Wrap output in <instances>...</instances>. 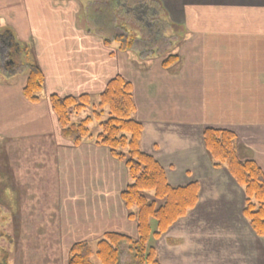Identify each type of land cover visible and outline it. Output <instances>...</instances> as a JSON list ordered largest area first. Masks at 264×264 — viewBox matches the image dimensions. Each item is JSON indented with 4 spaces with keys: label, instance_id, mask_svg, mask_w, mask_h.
<instances>
[{
    "label": "crops",
    "instance_id": "1",
    "mask_svg": "<svg viewBox=\"0 0 264 264\" xmlns=\"http://www.w3.org/2000/svg\"><path fill=\"white\" fill-rule=\"evenodd\" d=\"M156 1L178 26L163 33V52L157 51L159 36L150 46L136 41L121 52L118 44L107 47L91 27L75 25L67 45L47 48L38 41L19 57L43 73L38 104L23 97V69L0 79V211L5 212L1 223L13 234V264H67L74 244L95 245L109 233L137 238L136 223L121 200L129 184L124 163L92 139L77 147L63 139L51 95L97 99L115 76L128 81L133 119L143 127V152L156 159L171 186L199 185V201L187 218L193 212L203 217L201 205L212 197L224 194L230 203L208 208L220 210L223 218L236 198L238 204L244 199L227 170L213 168L203 144L205 128L234 133L238 159L253 161L264 173V0ZM47 2L54 10V0ZM14 3L0 0L13 18ZM96 5V0H73L74 18ZM7 19L0 14L17 42ZM168 54L179 63L163 69ZM236 217L238 225H248L242 212ZM181 238L170 233L166 249Z\"/></svg>",
    "mask_w": 264,
    "mask_h": 264
},
{
    "label": "trees",
    "instance_id": "2",
    "mask_svg": "<svg viewBox=\"0 0 264 264\" xmlns=\"http://www.w3.org/2000/svg\"><path fill=\"white\" fill-rule=\"evenodd\" d=\"M8 32L11 35V32ZM101 36L107 47L114 42L119 45L121 52L130 50L136 38L129 36L127 31L113 32L110 38ZM148 39L147 45L150 46L153 37L150 36ZM10 43L12 46L10 52L27 56L26 48L19 45L12 35ZM177 63L179 58L168 54L162 68L169 69ZM18 69H23L26 75L23 97L31 104H38L44 86L42 71L36 65L25 64L22 61ZM0 71L3 72L1 69ZM91 100L88 95L49 97L63 139L75 147L87 139H92L96 145L108 149L115 160L124 163L129 184L121 193V200L129 213V220L136 223L137 238L132 240L126 236L109 233L95 244V249L88 243L74 244L69 250L67 264H94L93 257L100 264H119L121 252L125 249L132 256L131 264H160L154 248L148 246V243L151 238L158 239L166 234L173 225L186 218L196 207L199 201V185L191 183L185 186H171L167 182L165 171L156 159L143 152L141 149L143 127L133 119L135 104L132 86L128 81L115 76L98 96V103L93 105ZM90 106L93 109L92 116L77 123L72 122L73 116ZM105 112L107 118L101 122L100 118ZM92 118L100 121V132L95 136L91 134L89 128ZM202 138L213 168H225L235 183L243 189L245 200L242 216L251 231L257 237L264 238V173L253 161L238 159L234 133L205 128ZM148 193L152 194L153 200H149ZM156 201H162L163 205L156 207ZM152 221L156 225L155 231L151 227Z\"/></svg>",
    "mask_w": 264,
    "mask_h": 264
},
{
    "label": "rangeland",
    "instance_id": "3",
    "mask_svg": "<svg viewBox=\"0 0 264 264\" xmlns=\"http://www.w3.org/2000/svg\"><path fill=\"white\" fill-rule=\"evenodd\" d=\"M33 1V4L25 2L24 0H15L13 8V13L16 14V17H11L12 15L7 13V8L0 6V14L2 16H7V23H9L16 35L17 42L21 44L22 47L31 50L32 45L52 48L54 46H63L70 43L72 37L73 27L79 25L83 29L84 26L91 27L94 29V33H100L105 38H110L112 33L116 30L115 25L109 22V17L111 15L110 9L106 8L104 14L108 12L106 21L98 19L95 13L87 15L85 12H77L76 18H74L75 12L72 9L73 0H54V10L50 2L47 0H27ZM87 2V0H85ZM112 7L114 4L110 3ZM70 7V9H68ZM80 7L85 8V4H81ZM156 7V5H155ZM166 9V7H165ZM164 9V11H165ZM167 10V9H166ZM164 11L160 8L156 9V18L153 20V24L150 25V28H155V30H161L164 34L168 33L170 28L176 31L178 26L173 21H170L171 14L168 16L164 15ZM81 12V13H80ZM87 16V19L85 18ZM73 18V23L72 19ZM124 17V15H122ZM91 20V21H90ZM148 23L143 21L142 24ZM124 25V24H123ZM125 28L129 36H135L136 39H140L141 35L136 30H131L127 26H122ZM123 28V29H124ZM7 26L2 25L0 22V39L2 40L7 38L4 33H7ZM118 33V30H117ZM30 34L35 36V40L31 39ZM171 34H174L171 32ZM155 38V35L153 36ZM31 39V40H30ZM163 37L160 39L162 40ZM10 42V41H9ZM163 42V40L161 41ZM88 43V42H86ZM92 45H96L97 42L92 40L90 42ZM112 48H114L116 43H111ZM109 46V47H110ZM158 52H163L162 43L159 44ZM9 48H12L9 47ZM49 50V49H48ZM47 51V50H46ZM45 51V52H46ZM2 72H0V79H2ZM91 104L96 105L98 103V98H92ZM92 107H88L85 111L81 112L78 115L72 117V122L77 123L81 119H84L88 116H92ZM107 114L101 116L100 120L103 122L106 120ZM93 121L89 125L90 132L93 136L100 132L99 123L100 121L92 118ZM175 142V139L173 140ZM234 188L233 185L229 186ZM227 189H230L226 187ZM237 196V194H234ZM149 200H153L152 194L148 193ZM235 197V196H234ZM237 199V198H236ZM234 201V205L241 204V211H235V206H233L227 216L223 218L220 210H208V208L218 209L220 207H227L230 203L226 200L224 194L216 197L210 198V201H206L201 205L205 209L203 212V217L195 214L193 212L190 218H184L176 225L173 229L170 230L171 234L176 233L177 235H182L180 240L171 244V247L166 249L169 246V243H165L166 240L170 238V233L164 240V234L158 239L150 240L151 243L154 241V244H151L150 241L148 246L154 248L156 253L157 261L160 264H264V238L257 237L249 228L242 227L239 224V220L236 217L239 212H242L244 200L239 202ZM163 205L162 201H156V207ZM135 212V210H132ZM5 212L0 211V264H13V234L11 233L7 224L3 225L1 223ZM191 213V212H190ZM248 224V223H247ZM155 222H151L152 230L155 231ZM183 240L185 242H183ZM165 244V246H164ZM152 245V246H151ZM157 248V251L155 249ZM91 248L95 249V245H91ZM124 252V253H123ZM178 256H175V255ZM175 257V261L172 259ZM187 258V259H186ZM92 262L94 264H100L98 260L93 257ZM132 256L128 251L122 250L120 255L119 264H131Z\"/></svg>",
    "mask_w": 264,
    "mask_h": 264
},
{
    "label": "flooded vegetation",
    "instance_id": "4",
    "mask_svg": "<svg viewBox=\"0 0 264 264\" xmlns=\"http://www.w3.org/2000/svg\"><path fill=\"white\" fill-rule=\"evenodd\" d=\"M98 5L94 6L91 10L85 11L86 14L93 16L91 13H95V15L98 17V19H102L101 22L106 21V17L108 16V12L104 14L106 11V8L110 9L111 15V23L115 25V31L117 33H126V30L122 26H127L131 30H136L139 32V35H141L140 40L136 39L134 40V44L136 41L140 42V46L144 48V46L149 41L148 37L159 36L161 39L163 37V32L161 30H155V28H150V25H152L154 22L153 20L156 18V9L160 8L157 5L156 0H96ZM110 3L114 4V7L110 5ZM156 5V7H155ZM162 11V9L160 8ZM124 15V17H122ZM87 19V16L85 17ZM109 19V22H110ZM148 23L142 24V22L147 21ZM124 24V25H123ZM124 28V29H123ZM173 29V28H170ZM7 38L2 40L0 39V69L3 71V74L6 75H12L11 73L18 69L20 65L19 60V54H13L10 52V42L11 41V35L9 32L4 33ZM1 38V37H0ZM156 38V37H155ZM155 38L153 37V43ZM163 43V42H161ZM163 48L167 46L162 44ZM132 48V47H131ZM1 72V71H0ZM9 76V77H10Z\"/></svg>",
    "mask_w": 264,
    "mask_h": 264
}]
</instances>
